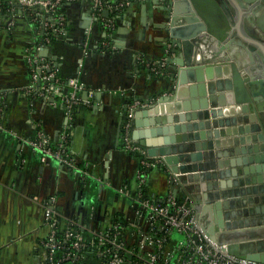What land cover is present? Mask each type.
<instances>
[{"label": "crops", "instance_id": "1", "mask_svg": "<svg viewBox=\"0 0 264 264\" xmlns=\"http://www.w3.org/2000/svg\"><path fill=\"white\" fill-rule=\"evenodd\" d=\"M96 1L63 2L57 13L65 17V29L54 42L46 39L42 20L55 15L39 11L35 19L25 6L0 4V264L45 261L41 242L50 233L49 209L60 231L75 221L88 235L117 218L137 220L136 205L121 193L125 187L132 196L141 189L159 198L173 193L157 165L140 186V162L148 158L125 141L130 120L131 144L137 145L135 115L129 114L146 105L141 98L155 91L162 76L164 1L130 0L118 9L107 7L109 17ZM29 53L42 66L54 65L61 82L53 93H41L33 82ZM154 63L159 70L152 69ZM70 78L96 90L91 104L68 110L62 95L70 91ZM39 130L50 145L68 131L74 169L52 157L42 160L28 144Z\"/></svg>", "mask_w": 264, "mask_h": 264}, {"label": "water", "instance_id": "2", "mask_svg": "<svg viewBox=\"0 0 264 264\" xmlns=\"http://www.w3.org/2000/svg\"><path fill=\"white\" fill-rule=\"evenodd\" d=\"M163 1L165 64L130 112L135 143L212 240L264 262V0Z\"/></svg>", "mask_w": 264, "mask_h": 264}, {"label": "built area", "instance_id": "3", "mask_svg": "<svg viewBox=\"0 0 264 264\" xmlns=\"http://www.w3.org/2000/svg\"><path fill=\"white\" fill-rule=\"evenodd\" d=\"M9 1L31 8V16L35 19L39 18L35 14H39L40 11L32 8L35 5L43 6V11H40L42 14L56 16L53 20H42L48 41L50 36L47 33L50 30L57 36L64 31L65 17L57 13V8L63 2L70 0ZM128 3L130 0H122L115 4L110 0H97L96 6L101 11L102 8L107 7L118 9ZM111 23L108 20L107 24L111 25ZM27 60L33 82L37 81L38 68H43L40 92L46 95L53 93L55 84L61 82L54 65L44 62L42 66L41 58L34 53H29ZM158 65L152 64V69L159 70ZM69 83L70 91L62 95V102L69 111L75 106L91 104L96 90L88 89L77 79L70 78ZM129 117L130 119L133 117L132 113ZM130 130L129 120L125 127L127 146L131 150H142L140 146L131 144ZM68 140V131L63 130L58 143L50 145L44 133L39 130L36 139L30 140L28 144L41 152L42 160L52 157L74 169L76 161L70 151ZM157 163V160L150 158L141 160L137 174L141 187H144L147 169L156 166ZM121 193L131 198L136 205L137 220L130 222L117 218L88 235L83 233L84 226L75 221H71L60 235L56 212L49 209L50 233L41 242L46 250V257L40 264L76 263L86 258L88 252L102 264H264L234 255L228 251L226 245L212 240L204 228V220L200 218L199 210L173 193L159 198L141 189L132 196L126 187L121 189ZM127 228H130L131 232H127Z\"/></svg>", "mask_w": 264, "mask_h": 264}, {"label": "trees", "instance_id": "4", "mask_svg": "<svg viewBox=\"0 0 264 264\" xmlns=\"http://www.w3.org/2000/svg\"><path fill=\"white\" fill-rule=\"evenodd\" d=\"M0 4H2L3 7H5V8H11V6H12V3H10L9 0H1V1H0ZM26 9H27V11H28L29 13H31V11H32L31 8H27V7H26ZM57 9H59V7H58ZM35 10H36V9H35ZM36 11H37V10H36ZM45 35H46V34H45ZM47 35L50 36V41H51V42H54V41H56V40L58 39V36H57L52 30H50V31L47 33ZM30 74H31V73H30ZM147 170H149V168H148ZM179 198H180V197H179ZM180 199H182V198H180ZM63 232H64V231H60V230H59L60 235H62ZM87 252H88V251H86V253H87ZM87 255H88V256H87L86 258H84L82 261H78V262H76V263H83V262L85 263L87 260H88V261L94 260V261H96V262H101V261L97 260L96 258H94L93 255H92L90 252H88Z\"/></svg>", "mask_w": 264, "mask_h": 264}, {"label": "rangeland", "instance_id": "5", "mask_svg": "<svg viewBox=\"0 0 264 264\" xmlns=\"http://www.w3.org/2000/svg\"><path fill=\"white\" fill-rule=\"evenodd\" d=\"M87 263H89V262H93V263H95L96 264V261H94V260H91V261H86Z\"/></svg>", "mask_w": 264, "mask_h": 264}, {"label": "flooded vegetation", "instance_id": "6", "mask_svg": "<svg viewBox=\"0 0 264 264\" xmlns=\"http://www.w3.org/2000/svg\"><path fill=\"white\" fill-rule=\"evenodd\" d=\"M97 264H102V262H97Z\"/></svg>", "mask_w": 264, "mask_h": 264}]
</instances>
